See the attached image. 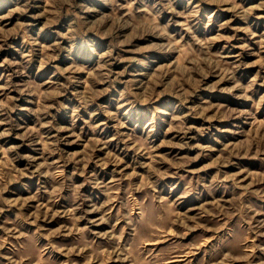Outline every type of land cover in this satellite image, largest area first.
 I'll use <instances>...</instances> for the list:
<instances>
[{"label": "rangeland", "instance_id": "rangeland-1", "mask_svg": "<svg viewBox=\"0 0 264 264\" xmlns=\"http://www.w3.org/2000/svg\"><path fill=\"white\" fill-rule=\"evenodd\" d=\"M0 264H264V0H0Z\"/></svg>", "mask_w": 264, "mask_h": 264}]
</instances>
